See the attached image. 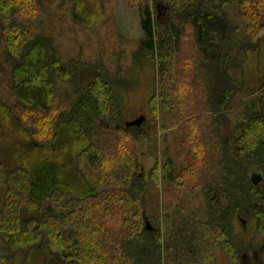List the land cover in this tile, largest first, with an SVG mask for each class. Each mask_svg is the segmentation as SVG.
Returning a JSON list of instances; mask_svg holds the SVG:
<instances>
[{
	"label": "trees",
	"instance_id": "16d2710c",
	"mask_svg": "<svg viewBox=\"0 0 264 264\" xmlns=\"http://www.w3.org/2000/svg\"><path fill=\"white\" fill-rule=\"evenodd\" d=\"M103 1L0 0L13 98L0 100V264L37 247L48 264H213L216 249L230 264L255 257L264 0H126L141 31L130 65L148 62L154 77L151 119L138 126L122 121L121 69L64 59L55 43L57 25L90 27L87 11ZM250 52L256 89L244 86ZM235 217L253 221L256 238L234 234Z\"/></svg>",
	"mask_w": 264,
	"mask_h": 264
},
{
	"label": "rangeland",
	"instance_id": "374dc122",
	"mask_svg": "<svg viewBox=\"0 0 264 264\" xmlns=\"http://www.w3.org/2000/svg\"><path fill=\"white\" fill-rule=\"evenodd\" d=\"M89 6L96 4V0H85ZM55 6L52 3L51 6ZM96 5L97 10L91 7L87 11V20L90 27L86 28L66 20L55 27V43L64 59L77 56L81 60L93 66L102 65L108 69H121V77L128 81L126 90L121 92L122 121L132 122L139 118L151 119L148 110V101L154 91V77L151 65L144 62L138 67L130 65L131 55L135 52L137 39L141 37L137 10L130 6L126 0H105ZM158 17L160 10H157ZM264 37L262 29L257 38ZM0 49V55H1ZM1 63V59H0ZM255 53L250 52L244 67V86L248 89H256L259 80L256 74ZM8 69L0 67V100L7 104L13 102L9 92V81L5 74ZM119 72V71H118ZM171 139V137H170ZM169 139V141H170ZM137 153L144 171H147L154 163L148 156L146 142L140 140L137 143ZM63 153V152H62ZM256 175V174H255ZM254 179H257V175ZM3 191L0 190V203ZM264 205V202H263ZM234 234L245 241L256 238L254 222L235 217L232 221ZM261 239V238H260ZM260 241V240H259ZM263 240L261 239L260 242ZM260 245H263L262 243ZM213 264H230L219 249L215 250ZM242 260V264H264V247ZM52 258L40 247L19 253L12 264H48ZM51 264V263H50Z\"/></svg>",
	"mask_w": 264,
	"mask_h": 264
},
{
	"label": "water",
	"instance_id": "95a60500",
	"mask_svg": "<svg viewBox=\"0 0 264 264\" xmlns=\"http://www.w3.org/2000/svg\"><path fill=\"white\" fill-rule=\"evenodd\" d=\"M142 121H143V119L142 118H139V119H137L135 121H132V122L127 123L126 125L127 126H138V125L141 124ZM253 177H254V175H253ZM257 179L258 180L252 178V180H251L254 185H256L258 182L262 181L261 178H259V177H257Z\"/></svg>",
	"mask_w": 264,
	"mask_h": 264
}]
</instances>
